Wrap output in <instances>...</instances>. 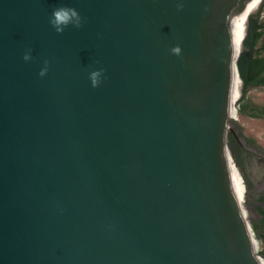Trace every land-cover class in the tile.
<instances>
[{"label":"water","instance_id":"1","mask_svg":"<svg viewBox=\"0 0 264 264\" xmlns=\"http://www.w3.org/2000/svg\"><path fill=\"white\" fill-rule=\"evenodd\" d=\"M255 57L264 0H0V264H264L226 144L228 108L264 112Z\"/></svg>","mask_w":264,"mask_h":264},{"label":"flooded vegetation","instance_id":"2","mask_svg":"<svg viewBox=\"0 0 264 264\" xmlns=\"http://www.w3.org/2000/svg\"><path fill=\"white\" fill-rule=\"evenodd\" d=\"M248 108H246L245 113L247 117H256L264 119V112H261L254 104H251L247 101ZM239 119L233 118L236 121H241L242 118L240 112L237 111ZM247 121V120H246ZM228 138L230 139L233 150L237 151L238 156H240L241 162L246 165H250L251 171L256 176V180L264 188V147L253 138L247 137L240 127L231 128L227 133ZM264 190V189H263ZM245 201V200H244ZM262 204L264 205V195L261 199ZM261 222L264 224V210L261 212ZM261 243L263 247L264 254V233L261 234Z\"/></svg>","mask_w":264,"mask_h":264},{"label":"clouds","instance_id":"3","mask_svg":"<svg viewBox=\"0 0 264 264\" xmlns=\"http://www.w3.org/2000/svg\"><path fill=\"white\" fill-rule=\"evenodd\" d=\"M183 7L184 0H177V8L182 10ZM49 23L56 33L63 34L69 27L81 28L84 24V17L75 7L62 5L53 9L52 15L49 18ZM171 52L179 56L182 54V48L180 45H175L171 48ZM23 59L26 62L33 60L32 49L29 48L24 52ZM96 63H99V61ZM49 69L50 62L44 60L43 66L39 71V76L42 78L45 77ZM88 78L93 88L99 87L106 78V69L103 67L94 68L89 71Z\"/></svg>","mask_w":264,"mask_h":264},{"label":"rangeland","instance_id":"4","mask_svg":"<svg viewBox=\"0 0 264 264\" xmlns=\"http://www.w3.org/2000/svg\"><path fill=\"white\" fill-rule=\"evenodd\" d=\"M262 77H264V72L262 73ZM240 115L243 119L249 121L252 125H256L257 129H249L247 127L246 124H244L241 121H236V124L238 127L240 128H245V135L249 138H253L255 140H257L258 142H260V144L262 146H264V121L255 117H247L245 113L240 112ZM228 133V129L226 131V144H227V148H228V152L229 155L231 156V159L233 160V162L237 165L242 178L244 179V183H245V187H246V193L244 195V200H246V198L248 197V195L256 190V184L255 182L249 177L247 171H246V167L245 165L241 162L240 160V156H238L237 151L233 150V146L232 143L230 141V139L227 136ZM243 200V204L244 201ZM244 207V206H243ZM246 214H247V221L250 220H254L257 219L258 216L257 214L249 207H244Z\"/></svg>","mask_w":264,"mask_h":264},{"label":"bare ground","instance_id":"5","mask_svg":"<svg viewBox=\"0 0 264 264\" xmlns=\"http://www.w3.org/2000/svg\"><path fill=\"white\" fill-rule=\"evenodd\" d=\"M228 110H229V112L233 118H236V119L240 118L238 113H237V110H234L231 108H228ZM240 120H241V122L246 124L249 129H252V128L257 129L256 125H254V124L252 125L249 121H246L243 118H241ZM229 167H230V173H231V177H232V181L234 184L236 195H237L240 203L242 204L243 213H244L245 217H247L246 211L243 207L244 195L246 193V187H245L244 179L242 178L241 173H240L237 165L231 159V156H229Z\"/></svg>","mask_w":264,"mask_h":264},{"label":"trees","instance_id":"6","mask_svg":"<svg viewBox=\"0 0 264 264\" xmlns=\"http://www.w3.org/2000/svg\"><path fill=\"white\" fill-rule=\"evenodd\" d=\"M258 36L259 34L257 31L256 36H255V43L258 39ZM263 72H264V59H259L255 57L250 67L249 82L250 83H257V82L264 83V78H261Z\"/></svg>","mask_w":264,"mask_h":264}]
</instances>
